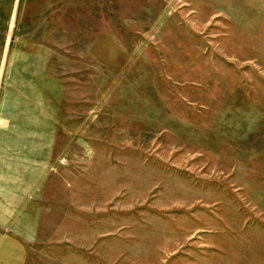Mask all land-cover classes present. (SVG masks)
<instances>
[{
  "label": "rangeland",
  "instance_id": "374dc122",
  "mask_svg": "<svg viewBox=\"0 0 264 264\" xmlns=\"http://www.w3.org/2000/svg\"><path fill=\"white\" fill-rule=\"evenodd\" d=\"M0 180L22 264H264V0H0Z\"/></svg>",
  "mask_w": 264,
  "mask_h": 264
},
{
  "label": "crops",
  "instance_id": "0c3cea01",
  "mask_svg": "<svg viewBox=\"0 0 264 264\" xmlns=\"http://www.w3.org/2000/svg\"><path fill=\"white\" fill-rule=\"evenodd\" d=\"M11 181L0 180V264H22L23 253L20 242L9 236L15 217L14 200L16 195L26 194L16 189ZM18 250L15 252L16 247Z\"/></svg>",
  "mask_w": 264,
  "mask_h": 264
}]
</instances>
